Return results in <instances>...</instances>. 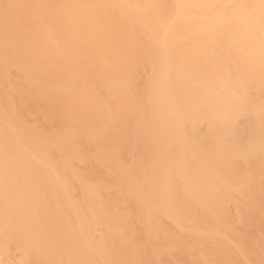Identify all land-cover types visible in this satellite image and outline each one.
Instances as JSON below:
<instances>
[{"label":"bare ground","instance_id":"6f19581e","mask_svg":"<svg viewBox=\"0 0 264 264\" xmlns=\"http://www.w3.org/2000/svg\"><path fill=\"white\" fill-rule=\"evenodd\" d=\"M0 264H264V0H0Z\"/></svg>","mask_w":264,"mask_h":264}]
</instances>
